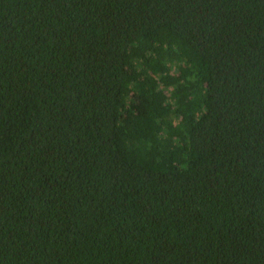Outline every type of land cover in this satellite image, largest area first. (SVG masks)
Segmentation results:
<instances>
[{"label":"trees","instance_id":"trees-1","mask_svg":"<svg viewBox=\"0 0 264 264\" xmlns=\"http://www.w3.org/2000/svg\"><path fill=\"white\" fill-rule=\"evenodd\" d=\"M0 264H264V0H0Z\"/></svg>","mask_w":264,"mask_h":264}]
</instances>
